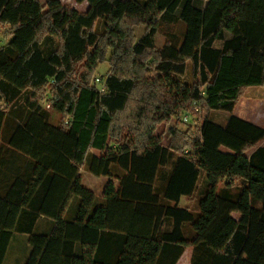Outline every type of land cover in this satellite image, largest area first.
I'll return each mask as SVG.
<instances>
[{"label": "trees", "instance_id": "trees-1", "mask_svg": "<svg viewBox=\"0 0 264 264\" xmlns=\"http://www.w3.org/2000/svg\"><path fill=\"white\" fill-rule=\"evenodd\" d=\"M69 1L89 8L0 0L11 29L0 48V264L15 235L29 236L25 264H178L188 249L191 264H264V128L232 115L206 117L190 142L177 127L167 144L157 134L195 103L232 114L264 88V23L241 18L247 0ZM178 23L183 41L166 32L158 48ZM102 65L105 93L91 84ZM84 167L109 179L101 200ZM203 175L198 211L180 207ZM44 219L51 229L39 232Z\"/></svg>", "mask_w": 264, "mask_h": 264}, {"label": "rangeland", "instance_id": "rangeland-1", "mask_svg": "<svg viewBox=\"0 0 264 264\" xmlns=\"http://www.w3.org/2000/svg\"><path fill=\"white\" fill-rule=\"evenodd\" d=\"M41 4H45L46 0H39ZM64 4L69 5L73 9L78 10L79 12H86L89 8L88 4H77L75 2L69 1V0H61ZM206 3L204 1L196 0L195 5L198 8H203ZM241 18L243 19H253L260 21L261 23H264V0H247V3L245 5L244 11L241 15ZM10 27L8 26H2L0 25V48H5V46L9 42V33H10ZM97 31L99 33H102L104 31L103 23H99L97 26ZM186 31V25L183 23H178L174 25V27H170V25L167 26V28L164 29L163 32L159 33L156 37V46L158 48H162L167 40L166 32H171L173 35L179 37L180 43L183 41L184 34ZM134 33L139 41L144 33L145 28L142 26L134 27ZM231 34L226 33V39L231 38ZM59 45V41L54 40V42H50L46 45V48L53 49L56 48ZM217 48L222 47V43L218 42L216 43ZM191 64L189 66V71L186 75V82L191 84L192 83V71H191ZM109 70L108 65H102L98 68L96 71L93 80L91 82L92 85H94V79L96 77L103 76L105 78L107 72ZM52 99L50 94L46 96V101L42 103V106L51 112V123L57 124L61 116L57 113H54L49 109V101ZM185 113H182L179 117L174 118L171 123L167 126L162 125L158 128L157 134L162 135L164 138V144H167L169 130L173 127H177L180 131L183 133H186L189 135V138L185 140L186 142H190L191 138L196 137L199 134V130L201 128V125L204 121V119L207 117L211 121L218 123L220 125H225L229 118L233 115L236 117H239L243 120H246L250 123H253L261 128H264V88L254 87L248 89L244 96L239 101L237 107L235 108L234 112L232 114H228L225 112H206L204 111L200 106V112L196 114V116L192 117L193 119L190 122L185 123L183 121ZM264 147V142L261 143ZM260 144V145H261ZM189 150V149H188ZM250 154V153H249ZM82 179L84 185L92 190L96 196L97 200H101L104 192V188L109 182V179L105 177H94L91 175L87 168L84 167L82 169ZM205 177L202 176L198 190L196 194L191 198H185L182 202H180L179 206L184 208H190L193 211H198V205L199 201L201 199L202 193L205 189L206 182ZM236 184H239L236 183ZM237 218V215L234 216ZM52 222L44 219L38 227L39 232H44L49 229H51ZM189 231V230H188ZM187 233L189 234L188 237H191V232L189 231ZM30 251V245H29V236L28 235H15L11 249L9 251L7 261L5 264H25V261L27 260V257L29 255ZM192 259V253L187 252L185 255L180 259L178 264H191Z\"/></svg>", "mask_w": 264, "mask_h": 264}, {"label": "built area", "instance_id": "built-area-1", "mask_svg": "<svg viewBox=\"0 0 264 264\" xmlns=\"http://www.w3.org/2000/svg\"><path fill=\"white\" fill-rule=\"evenodd\" d=\"M94 85L98 86V89L101 93H105L107 90L106 84H105V78L103 76L101 77H96L94 79ZM200 112V105L198 103H195L193 105L192 111L185 113L184 117H183V121L185 123L190 122L194 117L196 116V114H198Z\"/></svg>", "mask_w": 264, "mask_h": 264}, {"label": "crops", "instance_id": "crops-1", "mask_svg": "<svg viewBox=\"0 0 264 264\" xmlns=\"http://www.w3.org/2000/svg\"><path fill=\"white\" fill-rule=\"evenodd\" d=\"M83 4H84V3H83ZM85 4H88V3H85ZM260 146L263 147L262 144H261ZM92 153H94V154H96V155H99V153L96 152V151H92ZM107 179H108V178H107ZM183 199H185V197L181 199V202L183 201ZM237 218H238V216H237ZM13 240H14V239H13ZM12 243H13V241L11 242V245H10L9 251H10V249H11ZM187 252H191V253H192V249H188V250H186L185 253H187ZM185 253H184V255H185ZM8 254H9V252H8ZM184 255H183V256H184ZM183 256H182V257H183ZM7 257H8V255H7ZM7 257H6L5 262L7 261ZM4 264H5V263H4Z\"/></svg>", "mask_w": 264, "mask_h": 264}]
</instances>
